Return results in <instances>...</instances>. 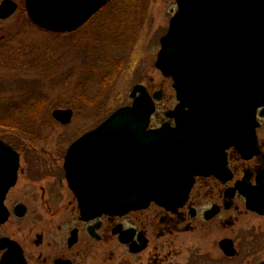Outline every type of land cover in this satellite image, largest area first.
I'll return each instance as SVG.
<instances>
[{
	"label": "water",
	"instance_id": "water-1",
	"mask_svg": "<svg viewBox=\"0 0 264 264\" xmlns=\"http://www.w3.org/2000/svg\"><path fill=\"white\" fill-rule=\"evenodd\" d=\"M107 1L25 0V6L38 26L70 32ZM176 2L155 61L173 79L179 101L166 114L176 124L166 121L150 127L162 91L151 94L138 83L131 92L132 104L115 109L71 143L64 168L84 220L102 214L122 216L152 201L175 210L188 199L197 175L214 174L224 180L231 176H224L231 144L244 157L256 151V112L264 105V0ZM17 8L15 0H2L0 17L7 18ZM73 113L72 108L60 107L52 112L63 124L71 122ZM20 165V153L0 138V226L10 216L5 200ZM236 189L245 196L248 209L264 214V189L255 191L241 183L232 188ZM14 212L23 216L26 205H16ZM216 212V207L207 211L206 218ZM119 230L120 226L113 232ZM134 234V228L123 230L119 240L137 253L148 239L140 233L132 240ZM76 240L74 229L69 244ZM220 246L227 256L237 254L231 238H223ZM0 250V264H29L19 241L9 236L0 237ZM55 264L72 262L56 258Z\"/></svg>",
	"mask_w": 264,
	"mask_h": 264
},
{
	"label": "rangeland",
	"instance_id": "rangeland-1",
	"mask_svg": "<svg viewBox=\"0 0 264 264\" xmlns=\"http://www.w3.org/2000/svg\"><path fill=\"white\" fill-rule=\"evenodd\" d=\"M16 1L19 8L14 14L0 18V137L22 154L20 178L7 204L13 209L17 201H25L28 210L24 216L12 213L0 227V236L18 240L31 264H54L63 252L74 264L264 263V214L247 209L242 197L236 202L238 209L222 216H232V226L217 229L214 221L199 217L191 229L157 235L148 224L150 243L134 253L111 231L101 232L99 240L91 237L88 222L79 219L78 206L67 200L71 191L67 183L56 180L71 142L116 108L130 104L135 84L146 85L151 93L162 91L151 126L167 119L165 111L177 103L176 91L172 79L155 61L160 37L177 9L176 0H110L73 33L42 29L30 19L25 0ZM30 90L44 97L42 109L28 108L33 107L26 102ZM59 107L74 110L68 124L53 117V110ZM26 128L29 132L24 133ZM35 151L46 156L54 168L48 183L50 190L57 188V195L47 202L27 172V157ZM209 189L197 184L192 191L201 207L215 199ZM152 209L132 210L118 220L143 223L151 220ZM76 226L81 230L80 239L70 249L67 238ZM227 236L235 239V256H227L220 246Z\"/></svg>",
	"mask_w": 264,
	"mask_h": 264
},
{
	"label": "flooded vegetation",
	"instance_id": "flooded-vegetation-1",
	"mask_svg": "<svg viewBox=\"0 0 264 264\" xmlns=\"http://www.w3.org/2000/svg\"><path fill=\"white\" fill-rule=\"evenodd\" d=\"M256 118L258 122V125L256 128V134H257L256 151L251 156L244 157L239 152L236 145L234 144H231L226 149L227 170L224 173V176L227 177L228 175L231 174L229 178L224 180L215 175H208V176L198 175L195 179V183L192 187V190L189 194L188 199L181 206L173 210V209H167L166 207L156 202H151L147 208H153L152 209L153 214L151 216L152 218L151 220H148V221L147 219H145L143 223L136 222V223L125 224L123 221L118 220V217H122V216H117V215L113 216L110 214H102L101 216H98L96 218H92L89 220H84L81 217V215H79V219H81L84 222H88V225H87L88 234L91 237L99 240L102 238L101 232L108 233L111 231L114 234L113 232L114 229L120 226L119 233L115 234L119 237V234L121 231L127 230L129 228H134L135 234L132 240H138L139 234L142 233L148 239L147 246L145 247L147 248L150 243V238L148 236V233H149L148 224L152 226V230L155 231L157 235H164L165 233L179 231L182 229H191L194 227L193 222L196 220V218H199V217H202L203 220L206 222L214 221L215 227L217 229H221L227 224L232 226L235 222L234 221L235 219L233 220L232 216H228L224 218L226 221L225 223L222 216L225 213L233 209L239 208V205L236 203L239 197H242L246 200V198L239 192L238 189L233 191L232 188H236L237 183H241L244 186L253 188L255 191L262 192L264 189V105H261L257 108ZM13 146L17 149V146H15L14 144ZM18 152L20 153L21 165H20L18 178H17V182L15 186L17 185L19 181L20 172L22 171V168H21L22 167V154L19 150ZM65 156H66V153L64 155L61 170L58 171V174H61L59 176L60 178L56 177V180H58L60 184L64 182L67 183L69 190H71L69 194V198L67 200L70 203H73L75 206H78L79 208V200L77 196L75 195L74 191L69 186L68 181H67L66 171L64 168ZM53 169L54 168H52L49 165L47 157L43 156L38 151L33 152L30 156L27 157V172L29 174V177L31 181L33 182V184L39 185V189L41 192L40 194L42 196V199H46V202L49 201L52 196L55 197L57 195V188L55 187L54 189L50 190L51 183H48V181L50 180L48 179V177H51L50 173L53 172L52 171ZM197 184H199V188L201 189H203L204 187L210 188L209 191L213 195V198H215L214 200L210 201L205 207H201L197 203V201L193 199L194 196L192 194V191ZM12 188L9 190L6 200H5V203L7 206H8L7 198ZM230 193H233V196H229ZM20 203H23L26 205V212H27L28 204L25 201L19 200L15 203L13 209H11L8 206V208L10 209L9 218L11 217L12 213L15 214L14 208L16 207V205ZM214 207L217 208V212L211 218H206V212L213 209ZM147 208H144V209H147ZM79 213H80V209H79ZM15 215L18 216L17 214ZM91 227H93V230H92L93 233L90 230ZM74 229H77V240L73 245H70L69 238ZM80 234H81L80 227L76 226L70 230V234L67 238L68 248L70 249L73 248L79 242ZM2 236H9V235H2ZM229 238H231L234 241V244L236 247L235 239L232 237H229ZM127 245L129 247V244ZM21 246L23 247L22 244ZM24 254H25V249H24ZM25 257L28 263L31 264L26 254H25ZM56 258L70 259L72 264H74L73 259L70 256H68L66 252H63L61 255L57 256ZM55 259H54V264H55Z\"/></svg>",
	"mask_w": 264,
	"mask_h": 264
},
{
	"label": "trees",
	"instance_id": "trees-1",
	"mask_svg": "<svg viewBox=\"0 0 264 264\" xmlns=\"http://www.w3.org/2000/svg\"><path fill=\"white\" fill-rule=\"evenodd\" d=\"M110 3V0L108 1V3L100 10V11H102L105 7H107L108 6V4ZM81 29V28H80ZM80 29H78V30H80ZM77 30V31H78ZM77 31H74V32H77ZM73 33V32H72ZM102 75V74H101ZM33 91L32 90H30V92L28 93V97L29 98H27L28 100H26V102H28V104H31L33 107H30V106H28V108L29 109H42V107H44V97L39 93V92H35V93H33V94H31ZM23 132L25 133V132H29L28 131V128H26V129H23ZM29 134H31V133H29ZM262 264H264V263H262Z\"/></svg>",
	"mask_w": 264,
	"mask_h": 264
},
{
	"label": "bare ground",
	"instance_id": "bare-ground-1",
	"mask_svg": "<svg viewBox=\"0 0 264 264\" xmlns=\"http://www.w3.org/2000/svg\"><path fill=\"white\" fill-rule=\"evenodd\" d=\"M93 17V16H92Z\"/></svg>",
	"mask_w": 264,
	"mask_h": 264
}]
</instances>
